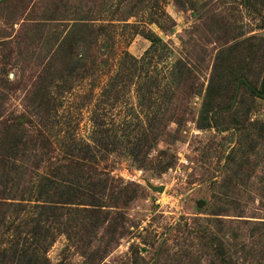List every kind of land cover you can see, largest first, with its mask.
I'll return each instance as SVG.
<instances>
[{
    "label": "rangeland",
    "instance_id": "rangeland-1",
    "mask_svg": "<svg viewBox=\"0 0 264 264\" xmlns=\"http://www.w3.org/2000/svg\"><path fill=\"white\" fill-rule=\"evenodd\" d=\"M0 264H264V0H0Z\"/></svg>",
    "mask_w": 264,
    "mask_h": 264
},
{
    "label": "water",
    "instance_id": "water-1",
    "mask_svg": "<svg viewBox=\"0 0 264 264\" xmlns=\"http://www.w3.org/2000/svg\"><path fill=\"white\" fill-rule=\"evenodd\" d=\"M148 186H150L153 190H159V191L163 190V186H152L150 184H148Z\"/></svg>",
    "mask_w": 264,
    "mask_h": 264
}]
</instances>
